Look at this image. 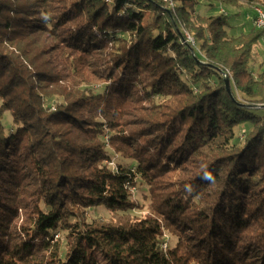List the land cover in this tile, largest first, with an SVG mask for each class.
<instances>
[{"label":"trees","instance_id":"obj_1","mask_svg":"<svg viewBox=\"0 0 264 264\" xmlns=\"http://www.w3.org/2000/svg\"><path fill=\"white\" fill-rule=\"evenodd\" d=\"M256 8L0 0V264H264Z\"/></svg>","mask_w":264,"mask_h":264},{"label":"rangeland","instance_id":"obj_2","mask_svg":"<svg viewBox=\"0 0 264 264\" xmlns=\"http://www.w3.org/2000/svg\"><path fill=\"white\" fill-rule=\"evenodd\" d=\"M202 3L204 4V1H202ZM218 11H220V13H226L227 15L229 14L230 16V23L232 27H236V31H239L240 28L247 30L248 28L251 27V21H252V14H249L248 17L242 15L244 11V9L242 8H238V9H226L222 6L219 7ZM213 12H217V10H210V13ZM233 34H235V31L232 32ZM186 38L188 39L189 43L191 45L194 44V42L192 41V39L189 36H186ZM248 70L254 75L257 76L258 74L262 73L264 71V36L262 37V39L259 41V44L254 48V53H253V59L251 61V63L248 66ZM55 105L51 106V107H47L49 108L47 111L48 112H52L55 111ZM7 116L6 120L11 123V119L10 117L6 114L5 117ZM106 142L108 141V138L106 137ZM109 166L113 167V161H110L108 163ZM185 170V169H184ZM183 170H181L180 174H182ZM135 192V191H134ZM134 199L141 203L143 205V207L146 209L147 203L143 200L142 195L139 196H135ZM145 209L143 211H145ZM136 215H143L144 213H140L138 211L135 212ZM92 217H96V218H101L103 220H108L110 219V213L103 209V208H99L96 211L94 210L93 213H91ZM163 242L161 244L162 248L166 246H173L175 243V240L171 237L168 236L167 233L164 232L163 234ZM90 253V250H88L87 255Z\"/></svg>","mask_w":264,"mask_h":264},{"label":"bare ground","instance_id":"obj_3","mask_svg":"<svg viewBox=\"0 0 264 264\" xmlns=\"http://www.w3.org/2000/svg\"><path fill=\"white\" fill-rule=\"evenodd\" d=\"M255 18H258L259 21H264V9L263 8H256L255 9ZM257 29H262L264 30L263 28H257ZM165 249V247H163Z\"/></svg>","mask_w":264,"mask_h":264},{"label":"clouds","instance_id":"obj_4","mask_svg":"<svg viewBox=\"0 0 264 264\" xmlns=\"http://www.w3.org/2000/svg\"><path fill=\"white\" fill-rule=\"evenodd\" d=\"M202 178L207 180V181H210V182H214V180H215V178L212 175V173L210 171H207V170L204 171V174H203Z\"/></svg>","mask_w":264,"mask_h":264},{"label":"built area","instance_id":"obj_5","mask_svg":"<svg viewBox=\"0 0 264 264\" xmlns=\"http://www.w3.org/2000/svg\"><path fill=\"white\" fill-rule=\"evenodd\" d=\"M253 26L255 28H263L264 29V21H259L258 18L253 19Z\"/></svg>","mask_w":264,"mask_h":264},{"label":"water","instance_id":"obj_6","mask_svg":"<svg viewBox=\"0 0 264 264\" xmlns=\"http://www.w3.org/2000/svg\"><path fill=\"white\" fill-rule=\"evenodd\" d=\"M224 82H225V87H226L227 93L229 94L230 97H232L231 90L229 87V78L227 76L225 77Z\"/></svg>","mask_w":264,"mask_h":264}]
</instances>
